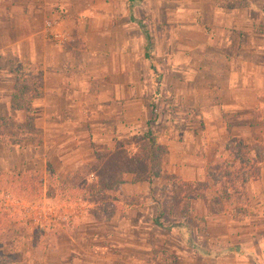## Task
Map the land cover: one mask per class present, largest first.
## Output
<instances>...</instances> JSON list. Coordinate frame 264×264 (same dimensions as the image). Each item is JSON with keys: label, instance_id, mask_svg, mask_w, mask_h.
I'll use <instances>...</instances> for the list:
<instances>
[{"label": "rangeland", "instance_id": "1", "mask_svg": "<svg viewBox=\"0 0 264 264\" xmlns=\"http://www.w3.org/2000/svg\"><path fill=\"white\" fill-rule=\"evenodd\" d=\"M132 1L136 4L142 0ZM254 1L257 5L264 3ZM1 4L11 5V0ZM19 14L13 11L10 18H21ZM49 14L64 16L61 9ZM5 17L6 12L0 7V20ZM44 17L43 12L35 13L34 30H41ZM158 24L161 41L156 50L162 51L167 46L162 41L168 26ZM143 26L148 35L152 33L154 28ZM68 28V44L61 49H68L74 59L82 46L74 39L73 25ZM2 41L0 28V46L5 45ZM67 58L61 55V66L57 68L62 72L61 84L70 82L74 75L81 78L77 75L81 67L72 65L73 60ZM16 62L17 58L7 61L14 79L19 70L34 69L41 75L39 66L27 69L22 60ZM147 66V76H133V81L141 84L136 96L133 91V99L149 108L153 105L155 111L163 106L162 110L168 108L172 112L169 98L158 89L161 75L152 69L150 57ZM70 68L77 74L73 75ZM89 68L80 71L84 73L83 81L93 85L102 75L90 73ZM12 83L3 85L6 101ZM81 95L80 91L75 93L77 103ZM90 98L88 106L77 109L93 114ZM7 103L6 108L0 107V119L4 120L0 134L9 136L8 141L0 138L5 146L0 145V264H185V260L192 264H264V185L260 183L256 189L251 185L260 178L264 182L261 144L246 146L231 140L224 145L226 152L210 156L209 162L197 154L198 161L191 166L198 170L178 172L173 163L172 141L178 140L175 132L184 125L173 120L171 113L165 117L160 111L161 121L152 115L147 126L155 140L164 134L171 142V153L165 148L166 153L156 154L151 163L159 177L148 183L131 184L126 176L108 188L86 187L94 180L90 171L114 152L115 142L132 147L144 133L145 125L121 122L117 133V122L99 124L90 120L55 125L52 133L44 134L41 111H34L31 104L29 113H12ZM190 194L197 198L186 201L185 196ZM185 205L184 218H179V213L176 218L169 217L170 208L178 211ZM197 223L200 229L205 228L201 236L196 233Z\"/></svg>", "mask_w": 264, "mask_h": 264}, {"label": "crops", "instance_id": "2", "mask_svg": "<svg viewBox=\"0 0 264 264\" xmlns=\"http://www.w3.org/2000/svg\"><path fill=\"white\" fill-rule=\"evenodd\" d=\"M2 1L0 7L6 17L0 20L5 42L0 46V107L6 108L10 98L9 93L6 101L3 85L14 79L7 61L17 58L16 63L22 60L28 66H39L40 96L31 104L34 111L42 113L44 134L52 133L55 125L90 120L99 124L117 122V133L121 122L145 125L154 106L149 108L133 99V91L136 96L141 90L133 76L149 74L150 57L152 69L161 75L158 89L173 107L170 112L159 106L153 117L157 115L159 122L160 111L165 117L171 113L173 120L184 125L175 132L178 140L172 141L173 163L178 172L198 170L191 166L198 161L197 154L209 162L210 156L225 153L224 145L231 140L246 146L261 144L264 149V3L257 5L254 0H246L243 8H223L215 0H142L136 4L132 0H44L43 4L39 0H11V5H3ZM54 9H61L64 16H47ZM13 11H19L21 18H10ZM38 11L46 15L45 20H60L57 30L67 36L63 46L47 43L42 28L34 30ZM161 22L168 26L162 41L167 46L162 51L156 50L161 41ZM68 25H73L76 44L82 46L74 59L68 49H61L68 44ZM139 25L155 29L149 35L144 29L154 43L151 40L148 51ZM152 47L155 49L149 56ZM61 55L73 60L72 65L81 67V71L90 66V73L102 76L90 85L83 81L84 73L77 69V74L70 68L73 75L81 78L74 75L70 82L61 84L62 72L57 69ZM77 91L82 93L79 103L74 96ZM88 96L93 114L77 109L88 106ZM162 121L170 123L164 118ZM156 143L171 153L167 136L158 135ZM260 165L263 171L264 160ZM261 179L251 183L253 189L260 183L264 185ZM184 263L192 264L190 260Z\"/></svg>", "mask_w": 264, "mask_h": 264}, {"label": "trees", "instance_id": "3", "mask_svg": "<svg viewBox=\"0 0 264 264\" xmlns=\"http://www.w3.org/2000/svg\"><path fill=\"white\" fill-rule=\"evenodd\" d=\"M215 2L223 8H243L246 6L243 0H241L240 3H236L235 0H215ZM139 30L145 38V51H148L151 48V39L141 25H139ZM144 57L146 58L147 56L145 55ZM29 67L30 66L26 65L25 68L30 69L31 67ZM40 84L41 75L34 69L17 71L15 79L11 85V94L9 98V108L11 112L29 113L31 102L40 96ZM151 112L152 115H154V107H152ZM3 121L4 120L0 119V131L2 129ZM148 123L149 122L145 124L144 133L132 147L117 141L115 142L114 152L108 157L101 159L97 166L93 167L90 171L94 180L93 182L86 184V187L108 188L116 185V183H120L121 179L126 176L130 178L129 183L131 184L139 182L148 183V181L159 177L158 171L152 167L151 163L156 154H165L166 149L165 147L156 144L155 138L148 130ZM2 136L3 135L0 134V138ZM8 137L9 136H3L2 138L8 141ZM129 150L132 152H129ZM261 161H263V159H261ZM193 184L199 186L205 185L204 183L200 184L199 182H193ZM180 188L181 187H179V189ZM196 198L197 196H192L191 194L189 196H185L186 201H192ZM228 205H230V203H228ZM178 211H174L173 208H170L168 211L169 217L176 218V215L178 216L179 213V218H184L187 212L186 205L185 207H179ZM154 223L156 226L160 227L157 222ZM204 229L205 228L200 229L199 224L197 223V235H203L205 232Z\"/></svg>", "mask_w": 264, "mask_h": 264}, {"label": "built area", "instance_id": "4", "mask_svg": "<svg viewBox=\"0 0 264 264\" xmlns=\"http://www.w3.org/2000/svg\"><path fill=\"white\" fill-rule=\"evenodd\" d=\"M59 21L58 19L45 20L41 30L43 39L54 47L63 46L67 37L63 30H57Z\"/></svg>", "mask_w": 264, "mask_h": 264}]
</instances>
